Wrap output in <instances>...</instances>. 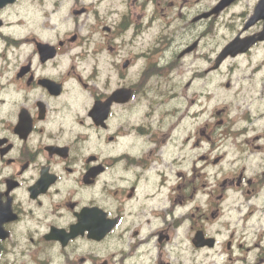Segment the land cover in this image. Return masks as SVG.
Listing matches in <instances>:
<instances>
[{"label": "flooded vegetation", "instance_id": "obj_1", "mask_svg": "<svg viewBox=\"0 0 264 264\" xmlns=\"http://www.w3.org/2000/svg\"><path fill=\"white\" fill-rule=\"evenodd\" d=\"M262 1L237 2L243 39L263 31ZM199 2L0 0V264H264L262 240L243 246V216L221 241L224 193L199 201L201 145L216 188L264 189V62L217 120L215 1ZM192 59L204 68L183 84ZM217 124L240 151L232 166ZM201 231L214 247H195Z\"/></svg>", "mask_w": 264, "mask_h": 264}, {"label": "rangeland", "instance_id": "obj_2", "mask_svg": "<svg viewBox=\"0 0 264 264\" xmlns=\"http://www.w3.org/2000/svg\"><path fill=\"white\" fill-rule=\"evenodd\" d=\"M211 1H214V0H207V2H211ZM206 3V1H205ZM235 10V9H234ZM228 16H224L222 17L219 22H224L226 20H228ZM217 30H220V29H217ZM223 40L222 39H218L216 41V48H218L220 46V44H222ZM221 74H217L216 76V89L219 90V92H216L217 95L221 94L222 92V89H223V83H224V80L220 77ZM206 84V80H203L201 83H200V86L203 87L204 85ZM197 87V86H194V88ZM224 100V97L221 95V96H217V104L219 102H222ZM239 198H237L236 196H233V195H230L229 197V200H238ZM201 200H204L203 197H201ZM244 205V204H243ZM247 207L248 205H245L243 207V236L245 233L247 234H250L251 232L255 233L256 232V229H257V226L255 225L257 222H262L264 224V213H258V214H252L253 216H248L249 217V220H248V224L245 225V219H246V216H247ZM239 219L235 220L233 223H228V221H225V223L229 224L230 225V228L223 234V238L226 239L229 237L230 233H232L235 228L234 226L236 225V223L238 222ZM229 221L231 222V220L229 219ZM251 226V227H250ZM248 240V239H246ZM244 240V242L246 241Z\"/></svg>", "mask_w": 264, "mask_h": 264}, {"label": "water", "instance_id": "obj_3", "mask_svg": "<svg viewBox=\"0 0 264 264\" xmlns=\"http://www.w3.org/2000/svg\"><path fill=\"white\" fill-rule=\"evenodd\" d=\"M233 1H234V0H224V2H223V6L229 4V3L233 2ZM231 50H232V46H230V47L228 48V50L226 51V54L229 53ZM226 54H224L223 57H224ZM221 59H222V58H221Z\"/></svg>", "mask_w": 264, "mask_h": 264}]
</instances>
